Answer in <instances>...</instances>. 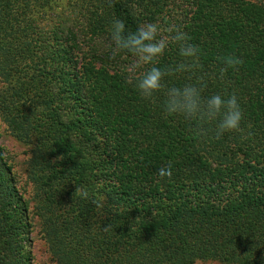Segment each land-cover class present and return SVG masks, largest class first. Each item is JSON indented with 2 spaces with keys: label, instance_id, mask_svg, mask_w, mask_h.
Returning a JSON list of instances; mask_svg holds the SVG:
<instances>
[{
  "label": "trees",
  "instance_id": "1",
  "mask_svg": "<svg viewBox=\"0 0 264 264\" xmlns=\"http://www.w3.org/2000/svg\"><path fill=\"white\" fill-rule=\"evenodd\" d=\"M47 2L0 0V111L31 146L35 211L59 263L264 264V0H65L52 32L35 14ZM115 19L129 32L186 31L201 67L164 84L202 77L205 96L235 93L242 131L217 138L207 125L198 140L182 117L165 116L163 92L142 98L129 81L152 65L130 72L133 55L112 57ZM227 54L244 63L221 76ZM181 59L170 43L155 63ZM77 186L103 207L74 196ZM31 228L0 143V264H33Z\"/></svg>",
  "mask_w": 264,
  "mask_h": 264
},
{
  "label": "clouds",
  "instance_id": "2",
  "mask_svg": "<svg viewBox=\"0 0 264 264\" xmlns=\"http://www.w3.org/2000/svg\"><path fill=\"white\" fill-rule=\"evenodd\" d=\"M167 32L168 36H162L158 23H147L135 32H129L123 20L113 21L110 29V39L114 45L112 57L114 58L116 52L133 55L137 64L129 67L130 72L135 71L140 65H152L129 83H134L139 95L146 100H152L155 94L163 92L162 111L165 116L182 117L189 123L192 136L198 140L208 136L207 125H215L214 132L217 138L226 132L242 131L243 111L235 93L227 97L220 94L205 96L202 77L196 83L166 87L163 82L165 77L197 71L201 67L199 61L202 55L201 48L191 42L192 38L186 31L173 26L168 28ZM170 43L177 46L182 59L176 64L161 68L155 62L163 55ZM217 60L222 65L221 76L229 69L238 70L244 63V60L235 54L218 56ZM157 175L161 179H171V165L158 168ZM77 194L83 199L92 200L96 207H103V200L98 202L90 198L85 187L77 186L74 196ZM111 227L112 225H108L104 230L107 231Z\"/></svg>",
  "mask_w": 264,
  "mask_h": 264
},
{
  "label": "rangeland",
  "instance_id": "3",
  "mask_svg": "<svg viewBox=\"0 0 264 264\" xmlns=\"http://www.w3.org/2000/svg\"><path fill=\"white\" fill-rule=\"evenodd\" d=\"M54 0L46 3L44 7L37 8L35 14L44 24L46 31L52 32L50 24L53 11L66 5L65 0H61L55 6ZM50 27V30H49ZM5 82L0 74V99L5 90ZM0 143L6 156L7 163L11 166L13 176L19 192L22 194L28 206V215L32 228L29 234L30 251L33 264H60L58 259L51 252L49 244L41 229V218L35 211L36 190L31 180L30 161L32 158L31 146L25 144L15 137L7 122L3 119L0 111ZM193 264H229L217 259L197 260Z\"/></svg>",
  "mask_w": 264,
  "mask_h": 264
}]
</instances>
